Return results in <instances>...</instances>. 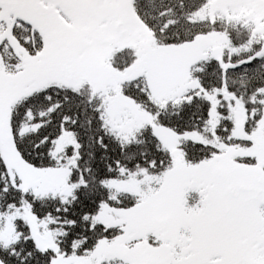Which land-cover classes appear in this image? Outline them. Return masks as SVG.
<instances>
[{
  "label": "snow or ice",
  "instance_id": "obj_1",
  "mask_svg": "<svg viewBox=\"0 0 264 264\" xmlns=\"http://www.w3.org/2000/svg\"><path fill=\"white\" fill-rule=\"evenodd\" d=\"M0 264H264V0H0Z\"/></svg>",
  "mask_w": 264,
  "mask_h": 264
}]
</instances>
